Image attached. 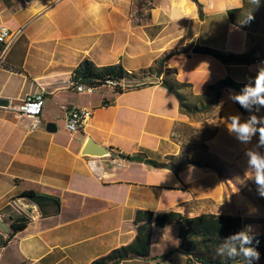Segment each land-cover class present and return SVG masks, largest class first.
Returning <instances> with one entry per match:
<instances>
[{"label": "crops", "instance_id": "0c3cea01", "mask_svg": "<svg viewBox=\"0 0 264 264\" xmlns=\"http://www.w3.org/2000/svg\"><path fill=\"white\" fill-rule=\"evenodd\" d=\"M241 6V0H152L151 9L137 15L133 0H61L55 5L0 0V26L21 31L0 61V99L7 102L0 106V220L7 229H0V264H90L133 240L137 211L237 216L249 220L247 233L264 232V189L256 190L258 200L208 169L188 166L174 175L118 156L141 153L157 161L176 156L180 144L172 139L173 129L189 124L215 127L206 144L225 163L239 152L264 158L254 130L247 140L230 130L234 118L247 123L237 106L250 109L235 99L242 94L223 91L222 107L188 118L153 76L125 80L128 86L149 85L121 94L108 87L78 93L71 83L83 60L98 67L120 64L138 73L187 44L244 52L246 34L227 17L228 10ZM239 66L191 51L164 63L179 82L191 84L195 95L225 76L238 82L259 79H241ZM36 94L44 101L41 123L31 131L32 120L14 118L10 108ZM76 108L90 111L91 118L70 134L64 119ZM87 140L110 155L83 156ZM111 160H121L122 166ZM24 191L37 194L23 199L33 208L32 217L16 201ZM13 222L26 225L9 238ZM150 247V258L119 264H187L176 252L175 223L158 227L152 220Z\"/></svg>", "mask_w": 264, "mask_h": 264}, {"label": "trees", "instance_id": "16d2710c", "mask_svg": "<svg viewBox=\"0 0 264 264\" xmlns=\"http://www.w3.org/2000/svg\"><path fill=\"white\" fill-rule=\"evenodd\" d=\"M152 0H133L135 11L151 9ZM242 6L227 11L229 23L246 34L245 51L241 53L225 52L213 48L193 46L187 44L165 53L160 59L154 61L153 66L140 70L138 73L126 72L120 64L107 66H95L89 60H83L73 71L71 76L72 86L80 82L95 90L108 87L114 94L145 87L142 83L136 86H128L125 80H140L147 77H155L161 87L169 91L178 103L179 112L188 118H202L206 114L219 107L223 91H233L242 95H250L258 86V80L238 82L229 76H225L208 85L201 95L192 92L189 83L179 82L169 69L164 67L167 59L174 55H188L191 50L207 55L223 65H245L264 63V9L256 2L241 0ZM149 18V14L145 15ZM199 17L202 13L199 11ZM259 27V31H257ZM264 87V84L260 85ZM259 95L264 96V92ZM239 112L252 127L259 139V146L264 154V124L257 121L246 110L237 106ZM216 131L207 127L195 128L189 124H180L173 129L172 139L180 144V153L176 156H167L163 161L147 158L144 154L118 156L127 162H137L155 169H166L174 175H178L188 166L208 169L224 178L226 164L216 155L210 152L207 141L215 136ZM178 136V137H177ZM33 191H24L19 197L33 199L36 197ZM57 201V200H56ZM152 220L158 227H165L175 223L177 225V238L179 247L176 252L186 257L187 263L200 264H247L254 259H264V232L249 234L245 226L249 220L237 216H223L214 214H201L194 217H184L174 212H158L152 215L150 212L137 211L134 218L136 234L133 240L119 248L111 250L106 255L92 261L90 264H119L124 260L135 258H150V245L152 234ZM26 222L12 223L8 237L25 228ZM243 232L249 237L245 243L239 238ZM245 249H251L252 254L245 256ZM174 253V252H171ZM258 253V258L255 255Z\"/></svg>", "mask_w": 264, "mask_h": 264}, {"label": "rangeland", "instance_id": "374dc122", "mask_svg": "<svg viewBox=\"0 0 264 264\" xmlns=\"http://www.w3.org/2000/svg\"><path fill=\"white\" fill-rule=\"evenodd\" d=\"M249 1L256 2L260 8L262 7V9H264V0H249ZM257 31H259V27ZM260 64L261 65L255 67L251 65L239 66L238 67L239 77L241 79H246L250 76L259 78L261 74H264V63H260ZM259 97L254 96L252 98H248V104L246 107L249 108L250 110L249 111L246 110V111L251 116H253L257 121L264 124V104L259 103ZM222 106H223V99L221 100V104H220V107ZM254 115L257 116V118ZM209 129L215 130V127ZM228 158L230 159L225 163L226 170L224 172V178H223L224 181H227V184L230 188L240 191L250 198H252L254 195L256 199L259 200L260 198L259 195L256 193V190L258 188L264 189V184H259L256 181L257 169L255 168L254 165L250 164L251 154L249 152H242V153L239 152L236 155H232V157L228 156Z\"/></svg>", "mask_w": 264, "mask_h": 264}, {"label": "built area", "instance_id": "2783aa9c", "mask_svg": "<svg viewBox=\"0 0 264 264\" xmlns=\"http://www.w3.org/2000/svg\"><path fill=\"white\" fill-rule=\"evenodd\" d=\"M61 0H48L50 5H55ZM21 31L15 30L11 31L6 27L0 26V61L9 49V47L13 44V42L19 37ZM74 90L78 93H86L92 94L95 89L89 86H86L80 82H75ZM43 96L41 94H36L33 96L26 97L20 104L11 107V112L14 118L27 117L32 120L30 130L36 129L41 121L40 114L43 107ZM91 118L90 115H81V109L76 108L67 112L64 119V128L70 133L74 134L84 128L86 123ZM111 164L116 167L122 166V161H113L111 160ZM191 264V263H187ZM200 264V263H193ZM247 264H264V259H254L248 262Z\"/></svg>", "mask_w": 264, "mask_h": 264}, {"label": "clouds", "instance_id": "9594fccd", "mask_svg": "<svg viewBox=\"0 0 264 264\" xmlns=\"http://www.w3.org/2000/svg\"><path fill=\"white\" fill-rule=\"evenodd\" d=\"M257 88L251 93L252 95L258 96L261 92H264V87H261V84H264V74H261L258 81H257ZM240 102L242 106H247V101H248V95H241L235 98ZM259 103L264 104V97H259ZM232 132H235L238 136L239 139L241 140H247L250 136V134L253 132L252 127L248 123H240L237 119L232 120L231 124V129ZM264 132V130H262ZM250 164L254 165L255 168L257 169V177L256 181L259 184H264V158L259 157L256 154H251L250 158ZM239 238L247 243L249 242V237L245 233L241 232L239 234ZM245 256L247 257L248 255L252 254L251 249H245ZM255 255L258 258V253H255Z\"/></svg>", "mask_w": 264, "mask_h": 264}, {"label": "water", "instance_id": "95a60500", "mask_svg": "<svg viewBox=\"0 0 264 264\" xmlns=\"http://www.w3.org/2000/svg\"><path fill=\"white\" fill-rule=\"evenodd\" d=\"M191 52L196 53L195 50H191ZM0 106H7V102L3 99H0ZM81 154L83 156H88V157L102 158L109 156L110 151L107 148L97 145L91 140H87ZM16 201L17 204L20 206V208L24 211V213L32 217L33 208L30 205H28L26 202H24L23 198H18ZM0 229L3 230L4 232H7V229L5 228L1 220H0Z\"/></svg>", "mask_w": 264, "mask_h": 264}, {"label": "bare ground", "instance_id": "6f19581e", "mask_svg": "<svg viewBox=\"0 0 264 264\" xmlns=\"http://www.w3.org/2000/svg\"><path fill=\"white\" fill-rule=\"evenodd\" d=\"M90 111L85 110V109H81V115H90Z\"/></svg>", "mask_w": 264, "mask_h": 264}]
</instances>
